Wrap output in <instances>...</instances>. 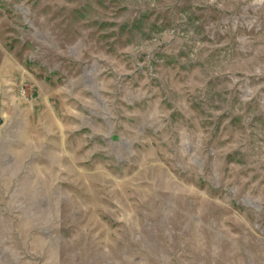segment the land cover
<instances>
[{"label":"rangeland","instance_id":"obj_1","mask_svg":"<svg viewBox=\"0 0 264 264\" xmlns=\"http://www.w3.org/2000/svg\"><path fill=\"white\" fill-rule=\"evenodd\" d=\"M0 264H264V0H0Z\"/></svg>","mask_w":264,"mask_h":264}]
</instances>
